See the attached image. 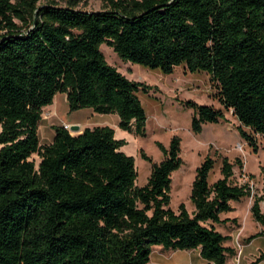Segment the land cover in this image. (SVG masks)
Wrapping results in <instances>:
<instances>
[{
	"label": "trees",
	"instance_id": "16d2710c",
	"mask_svg": "<svg viewBox=\"0 0 264 264\" xmlns=\"http://www.w3.org/2000/svg\"><path fill=\"white\" fill-rule=\"evenodd\" d=\"M101 1L106 10L86 12L74 0L65 7L0 0V264H150L153 246L199 249L202 259L226 264L236 251L215 225L224 223L220 215L233 210L231 202L251 196L247 185L232 184L227 158L212 185L215 161L205 158L190 190L193 211L181 203L175 212L171 175L183 166L178 137L167 148L157 144L164 157L158 164L140 153L151 173L138 187L134 158L114 129L71 135L55 126L47 145L38 129L43 109L65 94L70 112L116 115L119 129L146 136L137 92L151 87L109 65L100 51L105 44L122 61L166 75L179 66L207 73L218 103L256 152L241 127L264 137V0ZM186 106L194 133L225 120L221 109ZM262 200L254 197L250 211L264 227Z\"/></svg>",
	"mask_w": 264,
	"mask_h": 264
},
{
	"label": "rangeland",
	"instance_id": "374dc122",
	"mask_svg": "<svg viewBox=\"0 0 264 264\" xmlns=\"http://www.w3.org/2000/svg\"><path fill=\"white\" fill-rule=\"evenodd\" d=\"M69 0H56L60 7L67 6ZM76 9L86 12L106 10L101 0H74ZM107 63L115 67L130 81L140 82L151 89L148 92L138 91L137 96L146 113V136L137 137L118 128L116 115L96 114L85 108L70 112L65 94H57L52 105L43 109L42 121L39 124L38 136L41 145L50 144L54 137L53 128L63 126V120L81 121L88 128L108 126L115 131L117 140H125L122 151L132 156L137 171L136 186L146 185L151 173V164L140 156L144 152L153 163L163 160V153L158 143L168 147L173 137L181 140V157L183 166L171 175L172 189L170 208L177 212L178 205L183 203L189 213L193 211L190 202V190L195 178L196 169L205 158L215 161L209 175L208 184L212 185L221 178V162L223 158L233 164V185L245 186L251 190V196L242 198L238 202H231L233 210L220 215L222 224L216 225V231L229 236L225 246L233 248L236 255L228 256L226 264H256L260 255L264 256V233L249 244L247 238L264 232V227L254 221L251 206L254 197H262L261 212L264 214V137L254 134L250 129L241 127L253 138L257 146L254 152L252 146L239 134L240 123L225 110L216 99V89L205 72L190 73L185 66L176 67L171 74H163L159 70H152L137 64L122 61L117 54L105 44L100 46ZM198 105H208L221 109L225 120L218 123L203 124L200 133H194L191 128L193 109L186 106V102ZM76 135L81 132L73 133ZM31 160L36 164L40 159L32 155ZM195 251H171L162 246H153L150 264H158L164 254L169 262L189 263ZM196 262L195 259H193ZM264 261V260H263ZM261 264H264L262 262Z\"/></svg>",
	"mask_w": 264,
	"mask_h": 264
},
{
	"label": "crops",
	"instance_id": "0c3cea01",
	"mask_svg": "<svg viewBox=\"0 0 264 264\" xmlns=\"http://www.w3.org/2000/svg\"><path fill=\"white\" fill-rule=\"evenodd\" d=\"M62 121H63V125L64 124L70 125V126L71 125H78L80 127V131L79 132H82L85 128H88V126H86L87 124L82 123L81 121L68 122V121H65L63 119H62ZM215 228H216V225H215ZM191 251H195V252H192V253H195V254H193L192 258H189L191 261L189 263H185V264H213V263L208 262V261H206V260H204V259H202L200 257L199 249L191 250ZM165 257L166 256L164 254H162V256L159 258L158 264H183V263H179V262H177V263L169 262L170 260H167ZM193 259H195L196 262H194ZM262 262H264V261H262ZM262 262H260L258 264H261Z\"/></svg>",
	"mask_w": 264,
	"mask_h": 264
},
{
	"label": "water",
	"instance_id": "95a60500",
	"mask_svg": "<svg viewBox=\"0 0 264 264\" xmlns=\"http://www.w3.org/2000/svg\"><path fill=\"white\" fill-rule=\"evenodd\" d=\"M80 131V127L78 125L69 126V132L77 133Z\"/></svg>",
	"mask_w": 264,
	"mask_h": 264
},
{
	"label": "built area",
	"instance_id": "2783aa9c",
	"mask_svg": "<svg viewBox=\"0 0 264 264\" xmlns=\"http://www.w3.org/2000/svg\"><path fill=\"white\" fill-rule=\"evenodd\" d=\"M69 126H70V125H66V124L63 125V127H64L66 130H68V131H69Z\"/></svg>",
	"mask_w": 264,
	"mask_h": 264
}]
</instances>
